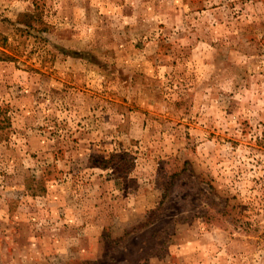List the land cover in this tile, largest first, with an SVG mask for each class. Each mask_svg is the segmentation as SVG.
I'll use <instances>...</instances> for the list:
<instances>
[{
  "label": "rangeland",
  "instance_id": "374dc122",
  "mask_svg": "<svg viewBox=\"0 0 264 264\" xmlns=\"http://www.w3.org/2000/svg\"><path fill=\"white\" fill-rule=\"evenodd\" d=\"M0 264H264V0H0Z\"/></svg>",
  "mask_w": 264,
  "mask_h": 264
}]
</instances>
